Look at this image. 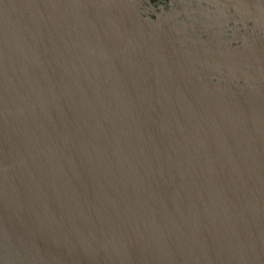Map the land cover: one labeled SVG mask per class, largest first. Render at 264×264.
Masks as SVG:
<instances>
[{
  "label": "water",
  "instance_id": "1",
  "mask_svg": "<svg viewBox=\"0 0 264 264\" xmlns=\"http://www.w3.org/2000/svg\"><path fill=\"white\" fill-rule=\"evenodd\" d=\"M0 264H264V0H0Z\"/></svg>",
  "mask_w": 264,
  "mask_h": 264
}]
</instances>
